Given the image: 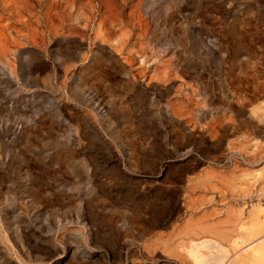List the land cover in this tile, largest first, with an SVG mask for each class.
Segmentation results:
<instances>
[{"label": "rangeland", "instance_id": "obj_1", "mask_svg": "<svg viewBox=\"0 0 264 264\" xmlns=\"http://www.w3.org/2000/svg\"><path fill=\"white\" fill-rule=\"evenodd\" d=\"M262 210L264 0H0V264H264Z\"/></svg>", "mask_w": 264, "mask_h": 264}, {"label": "bare ground", "instance_id": "obj_2", "mask_svg": "<svg viewBox=\"0 0 264 264\" xmlns=\"http://www.w3.org/2000/svg\"><path fill=\"white\" fill-rule=\"evenodd\" d=\"M209 172H211V171H209ZM211 173H213V171L211 172ZM209 174V176L207 175L206 177H209V178H212V176L216 179V178H218V176H216V174L217 173H215V174ZM205 174H207V173H205ZM205 176V175H204ZM216 176V177H215ZM223 178V177H222ZM205 178H203V180H204ZM207 179V178H206ZM198 180V179H197ZM200 180V179H199ZM220 180V179H219ZM205 181H207V180H205ZM196 183H197V181H195ZM200 182H198V184H199ZM189 184V183H188ZM203 184V183H202ZM207 184H209V183H207ZM200 186H201V184H199ZM194 186H196V184L194 183ZM263 212H264V210H262ZM259 212V211H258ZM261 212V211H260ZM262 212V213H263ZM262 213H260V214H262ZM253 216L254 215H256L255 214V212H253V213H251ZM258 214V213H257ZM263 215V214H262ZM252 216V217H253ZM259 217V216H258ZM258 217H256V219L258 218ZM255 219V218H254ZM259 220V219H258ZM262 220V219H261ZM260 220V221H261ZM251 221V220H250ZM252 222H254L253 220H252ZM256 223H255V227H256V229L258 228V230L257 231H259V229H264V218H263V220H262V223L260 222H258V221H255ZM250 223V222H249ZM253 225V224H252ZM250 226V225H249ZM184 228V230H182L183 231V233H185V234H189V233H192L194 230H200V232L202 231V232H204V233H209V234H212V235H216V237L217 236H219V238L220 239H223V240H226L227 239V237H226V234L223 232V231H221L222 229V227H217V226H215V225H212V224H209L208 222H207V216H205V215H202L200 218H198V219H196V220H187L186 222H185V224H184V226H183ZM248 227V226H247ZM254 227V228H255ZM249 228H251V226L249 227ZM249 231V230H248ZM250 232V231H249ZM261 232V231H260ZM259 233V232H258ZM258 233H256V231H254V234H257L258 235ZM260 234V233H259ZM249 237V236H248ZM218 238V237H217ZM249 238H252V237H249ZM258 243H256V244H258L257 245V247L256 248H254V255H253V257H254V261L257 263V261L260 259H262L263 257H264V236L263 237H260L258 240ZM163 242H165V241H163ZM205 243H203V244H197V245H199V247H193V246H190L189 247V251H188V255L190 256V258L192 259V261L195 263V264H218L220 261H221V259L222 258H224L223 256V253H222V255L220 254V255H218L217 256V254H216V256L214 255L213 257H216V258H209V257H206L205 255H203V254H200L199 253V251H198V249H201V248H206V247H209V246H215V245H212V244H214V242H212V240L211 241H204ZM169 243V242H168ZM244 243V242H243ZM166 244V245H165ZM164 245H165V249H166V252L168 253V255H170V256H174V251L172 250V249H174V248H172V249H170L169 248V246L167 245V243H165ZM234 245H236V244H233V246ZM171 246V245H170ZM149 247V246H148ZM215 247H217V246H215ZM214 247V248H215ZM213 248V249H214ZM219 248H222L223 249V247L222 246H220ZM237 248V247H236ZM218 249V248H217ZM248 250V249H247ZM250 250H251V247H250ZM249 250V251H250ZM217 251V250H216ZM237 251H238V249H237ZM252 251V252H253ZM245 252V251H244ZM243 252V253H244ZM247 253H249V252H247ZM246 253V254H247ZM250 253H251V251H250ZM238 255V254H237ZM243 254H241V255H239V257L238 256H236L237 258H239L240 260L239 261H241L242 263H245L244 261H243V259H245L246 260V257H244V255L242 256ZM176 256H177V254H176ZM175 256V257H176ZM249 256V255H248ZM178 258H181V257H179V256H177ZM227 257V256H226ZM252 257V258H253ZM240 263V262H239ZM253 263V262H252ZM246 264V263H245ZM257 264H260V263H257Z\"/></svg>", "mask_w": 264, "mask_h": 264}, {"label": "crops", "instance_id": "obj_3", "mask_svg": "<svg viewBox=\"0 0 264 264\" xmlns=\"http://www.w3.org/2000/svg\"><path fill=\"white\" fill-rule=\"evenodd\" d=\"M210 215H211V214H210ZM228 216H229V215H228ZM228 216H227V217H228ZM227 217H226L225 219H222V220L216 222V223H210V224L215 225V226H217V227H222L223 222H227L228 220H229V222H230L231 219H229V218H227Z\"/></svg>", "mask_w": 264, "mask_h": 264}]
</instances>
